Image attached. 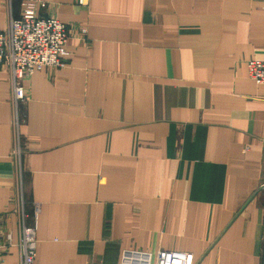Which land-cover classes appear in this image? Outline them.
<instances>
[{"label":"crops","instance_id":"crops-1","mask_svg":"<svg viewBox=\"0 0 264 264\" xmlns=\"http://www.w3.org/2000/svg\"><path fill=\"white\" fill-rule=\"evenodd\" d=\"M66 65L0 63V264H119L123 249L264 264V0H43ZM20 0H0V30ZM37 206L36 211L34 209Z\"/></svg>","mask_w":264,"mask_h":264},{"label":"built area","instance_id":"built-area-1","mask_svg":"<svg viewBox=\"0 0 264 264\" xmlns=\"http://www.w3.org/2000/svg\"><path fill=\"white\" fill-rule=\"evenodd\" d=\"M74 1L80 5L87 2ZM45 6L43 0H20V12L10 16L5 29L0 30V63L8 66L12 81V155L16 157L22 151L24 117L20 105L26 100L22 82L43 67L66 65L67 26L57 18L42 15ZM246 67L250 79L256 84H264V60L250 59ZM36 208L35 205V211ZM35 245V226L23 223L19 242L22 264H34ZM119 264H193V259L187 251L159 250L153 255L148 251L126 248L121 252Z\"/></svg>","mask_w":264,"mask_h":264}]
</instances>
